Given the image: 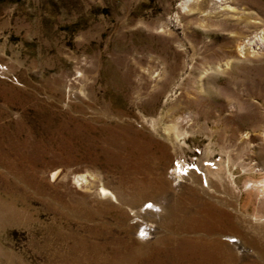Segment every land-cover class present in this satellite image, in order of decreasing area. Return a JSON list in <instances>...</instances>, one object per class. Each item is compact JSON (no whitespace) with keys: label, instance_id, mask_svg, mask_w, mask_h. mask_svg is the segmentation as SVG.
Instances as JSON below:
<instances>
[{"label":"rangeland","instance_id":"obj_1","mask_svg":"<svg viewBox=\"0 0 264 264\" xmlns=\"http://www.w3.org/2000/svg\"><path fill=\"white\" fill-rule=\"evenodd\" d=\"M0 264H264V0H0Z\"/></svg>","mask_w":264,"mask_h":264},{"label":"bare ground","instance_id":"obj_2","mask_svg":"<svg viewBox=\"0 0 264 264\" xmlns=\"http://www.w3.org/2000/svg\"><path fill=\"white\" fill-rule=\"evenodd\" d=\"M61 174H62L61 170H56L55 172L52 173V177L56 179V178L60 177ZM85 177H86V176H84V175H80V176L77 177V180H76V181H77V182H79L80 180H81V181H84V180H85ZM105 190H106V189H105ZM103 191H104V190H103Z\"/></svg>","mask_w":264,"mask_h":264}]
</instances>
